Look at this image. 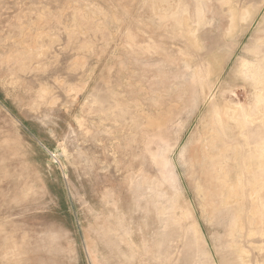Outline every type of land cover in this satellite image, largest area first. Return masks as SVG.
I'll return each mask as SVG.
<instances>
[{
    "label": "rangeland",
    "instance_id": "374dc122",
    "mask_svg": "<svg viewBox=\"0 0 264 264\" xmlns=\"http://www.w3.org/2000/svg\"><path fill=\"white\" fill-rule=\"evenodd\" d=\"M0 264H264V0H0Z\"/></svg>",
    "mask_w": 264,
    "mask_h": 264
},
{
    "label": "bare ground",
    "instance_id": "6f19581e",
    "mask_svg": "<svg viewBox=\"0 0 264 264\" xmlns=\"http://www.w3.org/2000/svg\"><path fill=\"white\" fill-rule=\"evenodd\" d=\"M250 10H251V9H250ZM250 14H251V12H248V15H250ZM238 16H239V14H238ZM249 18H250V17H247L246 19L243 18V19H244V22H247V21L249 20ZM235 19H236V18H235ZM234 22H235V21H234ZM234 29H235V28H234Z\"/></svg>",
    "mask_w": 264,
    "mask_h": 264
}]
</instances>
